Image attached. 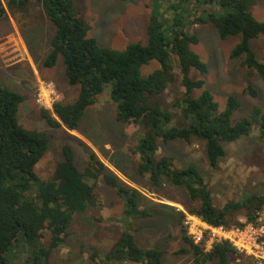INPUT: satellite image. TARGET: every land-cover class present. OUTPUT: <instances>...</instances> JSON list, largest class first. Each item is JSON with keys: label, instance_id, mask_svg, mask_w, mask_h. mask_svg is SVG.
Listing matches in <instances>:
<instances>
[{"label": "trees", "instance_id": "1", "mask_svg": "<svg viewBox=\"0 0 264 264\" xmlns=\"http://www.w3.org/2000/svg\"><path fill=\"white\" fill-rule=\"evenodd\" d=\"M40 1L55 25L51 50L43 63L46 67H54L63 57L69 83L80 85L73 102L57 101L53 112L42 110L48 123L53 127L78 130L87 108L95 104L99 95L110 86L117 120L145 129L134 148L138 157L136 167L141 176L148 177L155 186H160L165 180L184 187L194 201L186 210L210 224L233 226L230 214L243 207L249 209L247 222L257 221L264 206V194L247 195L242 201H228L218 208L204 175L195 165L178 168L171 156L157 157L160 140L168 143L178 139L187 142L196 139L205 142L209 164L217 168L226 154L224 143L251 135L255 125L264 135V104L254 106L249 117L233 122V113L241 107L238 96L229 95L225 108L220 109L219 102L205 87V80L191 76L192 69L204 74L209 67L191 48L192 44L199 42L198 35L182 27L184 16L189 13L185 5L189 0L171 3L173 17L168 16L170 24L167 25L158 13L152 11L147 29L148 42H132L124 49L102 46L90 36L91 26L73 10V0ZM217 1L225 11L213 9L205 14L206 17L197 15V19L212 22L221 38L239 34L240 39L233 47L231 57L254 69L264 80V62L251 46V40L260 35L264 45V20L252 15L250 7L253 0ZM27 2L6 0L5 5L0 0V21L8 17L9 10L18 4L24 7ZM182 4L184 8L181 11ZM167 30L171 32V38H168ZM174 55L179 61L184 88V95L176 106L183 108L187 119L184 123H174L172 110L164 108L159 101L152 102L173 80L171 59ZM152 60H157L160 66L144 75L142 67ZM196 90H199L198 95ZM245 91L258 96L257 89L252 86ZM24 99L23 94L6 86L0 76V264H9V256L20 243L33 246L27 264H50L47 248L41 240L45 231L51 234L50 247L62 245L69 235L74 215L91 203L95 185L100 180L113 187L125 203L124 226L111 252L104 258L97 252L91 257L98 264H116L119 261L163 264L164 251L141 246L134 235L133 221L153 214L141 205L146 196L110 171L95 151L91 150L89 164L82 171L75 162L73 148L65 144L62 149L64 158L59 162L55 175L48 180L38 177L35 166L45 156L50 138L43 131L21 124L18 115ZM185 216V211L180 210L178 221L182 223V238L188 247L178 252L192 251L199 262L231 264V255L239 251L227 241L215 243L211 250L206 251L202 244H196L188 235L183 225Z\"/></svg>", "mask_w": 264, "mask_h": 264}, {"label": "rangeland", "instance_id": "2", "mask_svg": "<svg viewBox=\"0 0 264 264\" xmlns=\"http://www.w3.org/2000/svg\"><path fill=\"white\" fill-rule=\"evenodd\" d=\"M3 1L7 5L6 0ZM179 1L73 0V10L91 26L89 35L95 37L100 45L124 49L132 42H148L147 29L152 11L158 13L166 25L170 24L169 17H173L170 5ZM185 5L189 13L185 14L182 27L198 35L199 42L192 44L191 48L200 54L209 67L204 74L192 69L191 76L205 80V87L219 102L220 109L225 108L229 95L238 96L241 107L233 113V122L249 117L254 106L264 104V80L254 69L243 66L239 59L231 57L240 35L221 38L212 22L197 19V15L206 17L205 14L213 9L225 11L217 0H189ZM17 6L0 21V76L6 86L25 97L18 115L21 124L43 131L50 138L45 156L35 166L38 177L48 180L55 175L59 162L64 158L62 149L65 144L73 148L75 162L82 171L88 166L93 150L110 171L146 196L141 205L148 208L152 216L133 221L134 235L141 246L162 249L163 264H212V261H197L192 251L178 252L188 247L182 238L179 211H187L186 207L194 204V201L184 187L165 180L160 186H155L148 177L138 173V157L134 148L145 129L117 120L116 105L110 98V86L99 95L95 104L87 108L78 130H69L65 126L53 127L48 123L42 114L43 108L36 102L40 80L53 81L58 91L57 100L64 103L76 99L80 85L69 83L63 57L54 67H46L43 63L51 50L55 25L42 1L28 0L24 7ZM183 8L182 4L180 10ZM250 11L256 19L263 21L264 0H253ZM166 33L171 38V32L167 30ZM251 46L264 62L263 36L252 39ZM171 62L173 80L152 102L159 101L164 108L172 110L174 123H184L187 119L183 108L176 106L184 95L176 55ZM159 66L157 60H152L142 67L143 74L148 75ZM248 86L256 88L258 96L246 92ZM195 92L198 95L199 90ZM224 145L226 154L217 168L209 164L205 142L196 139L189 142L178 139L168 143L160 140L157 157L171 156L178 168L195 165L204 175L218 208L228 201H242L247 195L264 194V135L259 126L253 127L251 135ZM124 204L113 187L102 180L98 181L93 200L84 211L74 215L69 235L62 245L50 247L51 234L45 231L41 240L47 248L50 264H98L91 255L97 252L104 258L115 247L124 226ZM248 211L246 207L233 211L229 217L232 225L249 223ZM260 216L264 224V206ZM32 248L28 243H20L9 256V264H27V257L33 253ZM230 261L231 264H255L253 257L241 251L231 255ZM116 264L143 263L119 261Z\"/></svg>", "mask_w": 264, "mask_h": 264}, {"label": "built area", "instance_id": "3", "mask_svg": "<svg viewBox=\"0 0 264 264\" xmlns=\"http://www.w3.org/2000/svg\"><path fill=\"white\" fill-rule=\"evenodd\" d=\"M57 87L53 81L40 80L36 102L38 106L51 112L57 100ZM184 226L188 235L196 244H202L206 251L212 249L218 242H229L237 250L253 257L255 264H264V224L261 211L255 222L243 225H213L199 215L185 211Z\"/></svg>", "mask_w": 264, "mask_h": 264}]
</instances>
